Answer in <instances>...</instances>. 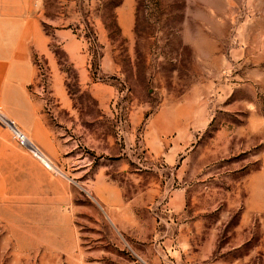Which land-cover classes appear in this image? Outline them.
I'll use <instances>...</instances> for the list:
<instances>
[{
    "label": "rangeland",
    "instance_id": "rangeland-1",
    "mask_svg": "<svg viewBox=\"0 0 264 264\" xmlns=\"http://www.w3.org/2000/svg\"><path fill=\"white\" fill-rule=\"evenodd\" d=\"M31 4L37 85L0 114L49 166L0 119V192L45 202L0 264H264V0Z\"/></svg>",
    "mask_w": 264,
    "mask_h": 264
},
{
    "label": "crops",
    "instance_id": "crops-1",
    "mask_svg": "<svg viewBox=\"0 0 264 264\" xmlns=\"http://www.w3.org/2000/svg\"><path fill=\"white\" fill-rule=\"evenodd\" d=\"M124 4L121 11L125 12L128 20L131 0H124ZM31 9V0H0V107L3 108L11 102L27 101L31 89L37 85L38 70L33 50L44 52L46 40L33 23ZM33 37L39 39L33 42ZM262 171L264 176V158ZM19 198L15 192H0V220L8 222V214L15 209L17 201L30 204L45 202L37 195ZM261 210L264 211V202Z\"/></svg>",
    "mask_w": 264,
    "mask_h": 264
},
{
    "label": "built area",
    "instance_id": "built-area-1",
    "mask_svg": "<svg viewBox=\"0 0 264 264\" xmlns=\"http://www.w3.org/2000/svg\"><path fill=\"white\" fill-rule=\"evenodd\" d=\"M0 119L4 124L9 127L13 139L17 142L20 147L27 150L35 160L44 163L46 166H48L47 158L45 157L43 152H41V150L27 137V135L16 125L13 120L1 114Z\"/></svg>",
    "mask_w": 264,
    "mask_h": 264
},
{
    "label": "bare ground",
    "instance_id": "bare-ground-1",
    "mask_svg": "<svg viewBox=\"0 0 264 264\" xmlns=\"http://www.w3.org/2000/svg\"><path fill=\"white\" fill-rule=\"evenodd\" d=\"M49 166V165H48Z\"/></svg>",
    "mask_w": 264,
    "mask_h": 264
}]
</instances>
